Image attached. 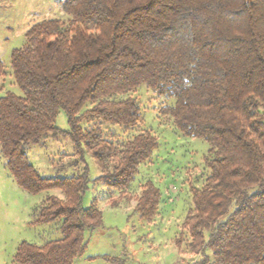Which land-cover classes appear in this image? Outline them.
<instances>
[{
    "label": "trees",
    "instance_id": "trees-1",
    "mask_svg": "<svg viewBox=\"0 0 264 264\" xmlns=\"http://www.w3.org/2000/svg\"><path fill=\"white\" fill-rule=\"evenodd\" d=\"M61 8L66 21L34 24L11 52L22 95H0L5 168L30 195L62 194L47 196L34 222L58 223L61 237L22 242L14 262L73 264L85 232L102 226L96 200L82 207L90 183L85 156L100 170L94 183L119 194L112 207L131 200L138 166L158 147L139 127L138 102L127 97L145 86L172 100L160 111L176 131L209 145L208 174L191 189L182 224L196 256L191 264H264V0H65ZM60 111L68 130L55 127ZM102 124L121 133H105ZM48 137L69 138L78 174L43 177L29 163L28 147ZM160 200L159 188L146 182L133 214L152 220Z\"/></svg>",
    "mask_w": 264,
    "mask_h": 264
},
{
    "label": "rangeland",
    "instance_id": "rangeland-1",
    "mask_svg": "<svg viewBox=\"0 0 264 264\" xmlns=\"http://www.w3.org/2000/svg\"><path fill=\"white\" fill-rule=\"evenodd\" d=\"M65 0H0V61L4 75L0 77V95L13 92L22 95L14 85L10 71V56L25 43V33L43 20L66 21L61 8ZM127 97L139 105L140 129L156 137L158 147L150 158L137 168L132 182L131 200H121L119 206L109 204L119 194L94 180L100 170L94 160L85 156L89 185L82 207L93 200L102 213V226L85 232L86 247L73 264H114L102 257L123 260L121 264H191L196 256L188 248V234L182 229L188 209L192 207L191 189L200 188L208 174L204 165L209 145L202 140L182 136L161 108L172 104L145 86L138 87ZM88 126V124H86ZM55 127L68 130L66 116L59 112ZM102 130L121 133L115 127L102 124ZM110 134V132H109ZM123 134V133H122ZM120 134L121 136H123ZM128 138L124 135L122 141ZM29 163L43 177H71L78 174L69 138H47L27 149ZM152 182L161 191L158 211L150 221L133 214L135 198L141 186ZM62 198L59 191L30 195L16 185L4 166L0 154V264H16L14 255L22 242L43 245L61 237L57 224H35L37 209L47 196Z\"/></svg>",
    "mask_w": 264,
    "mask_h": 264
}]
</instances>
